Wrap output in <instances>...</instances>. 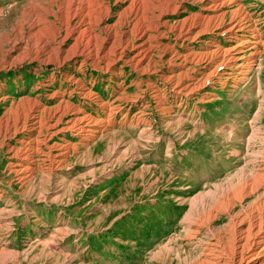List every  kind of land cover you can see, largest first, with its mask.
<instances>
[{
	"label": "rangeland",
	"instance_id": "obj_1",
	"mask_svg": "<svg viewBox=\"0 0 264 264\" xmlns=\"http://www.w3.org/2000/svg\"><path fill=\"white\" fill-rule=\"evenodd\" d=\"M259 74L264 0H0V264H207L264 215Z\"/></svg>",
	"mask_w": 264,
	"mask_h": 264
},
{
	"label": "bare ground",
	"instance_id": "obj_2",
	"mask_svg": "<svg viewBox=\"0 0 264 264\" xmlns=\"http://www.w3.org/2000/svg\"><path fill=\"white\" fill-rule=\"evenodd\" d=\"M259 61H261L260 58H259ZM256 85H253V86L255 87ZM258 86L261 89L262 88L264 89V83L262 81L261 74H259ZM254 181H256V184L258 185L257 180L255 179ZM259 188L258 189L254 188L253 190L248 192L245 196L241 197L240 204L244 203V201L248 197L253 196L256 193L255 191L256 190L258 191ZM258 198L259 199H257L256 202L262 201V199H264V195ZM230 200L231 202L229 204V207L225 209H218V211L216 212V215L211 216L209 220L207 221L208 224H214L215 222L220 221L223 218L222 216L224 215H228L229 217V222L221 228L223 235L226 234V236L221 237L219 239V244H216L214 248L213 247L210 248L211 252L208 255H210L211 258L209 259L207 264H256L261 259L264 258V215H263V212L260 210V208H257L258 214H256V208H255L256 205H253L247 208L244 207L241 209L240 212L234 213L235 205L233 204V202L236 203L237 198L233 199V196H232Z\"/></svg>",
	"mask_w": 264,
	"mask_h": 264
}]
</instances>
